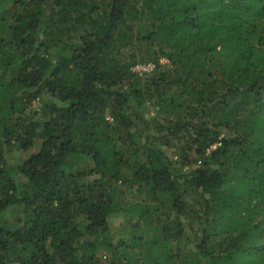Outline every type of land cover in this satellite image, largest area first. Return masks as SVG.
I'll return each instance as SVG.
<instances>
[{
  "label": "trees",
  "instance_id": "16d2710c",
  "mask_svg": "<svg viewBox=\"0 0 264 264\" xmlns=\"http://www.w3.org/2000/svg\"><path fill=\"white\" fill-rule=\"evenodd\" d=\"M0 264H264V0H0Z\"/></svg>",
  "mask_w": 264,
  "mask_h": 264
},
{
  "label": "rangeland",
  "instance_id": "374dc122",
  "mask_svg": "<svg viewBox=\"0 0 264 264\" xmlns=\"http://www.w3.org/2000/svg\"><path fill=\"white\" fill-rule=\"evenodd\" d=\"M139 64V63H138ZM161 65V69H166L168 66V62L166 61V63L164 64H160ZM136 65L133 66V68L135 67ZM153 76V75H145V76H142V79L143 80H149V78ZM48 101V98L45 97L44 98V101ZM43 103L42 100H37L34 105H33V108L36 109V110H40L41 108V104ZM146 106L150 112V117H153L156 115L157 113V108L154 107V105L150 102H147L146 103ZM110 119V118H109ZM225 134V131L222 133V135ZM177 143V141H176ZM178 144V143H177ZM37 148H34L28 152H21V151H17V150H14L12 155L14 156L15 160L17 162H22L24 159H26L30 153L34 152ZM164 152L167 154V156L169 157V159L172 161V163L174 164V166H176L179 170H182V171H186L188 170L189 166H185L183 164V159L181 158V153L179 151H177L176 149L174 148H166L164 147ZM84 164H89V162H86ZM83 164V165H84ZM192 166H195V163L192 164ZM133 192H129V196L128 198H130V200H133L132 202H135V200L137 201V199H135L133 197ZM15 213L14 211H10L6 214V219L9 221V222H14V217H15ZM109 225H110V232H111V235L113 237L114 240H117L118 238H120L121 236H124L125 235V232L128 228V224L126 222V220L123 218V216L119 213L117 214H114L112 215L110 218H109Z\"/></svg>",
  "mask_w": 264,
  "mask_h": 264
},
{
  "label": "built area",
  "instance_id": "2783aa9c",
  "mask_svg": "<svg viewBox=\"0 0 264 264\" xmlns=\"http://www.w3.org/2000/svg\"><path fill=\"white\" fill-rule=\"evenodd\" d=\"M166 59L162 58L160 59V64H164L166 63ZM168 62V61H167ZM157 65L154 62H145V63H140L137 64L133 69L134 72H136L139 76H144V75H148L151 74L152 72L155 71ZM221 143L217 142L214 145H212L211 147H209L207 149V154H209L213 149H215L217 146H219ZM200 163V162H199Z\"/></svg>",
  "mask_w": 264,
  "mask_h": 264
}]
</instances>
